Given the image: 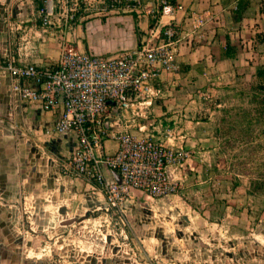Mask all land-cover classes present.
<instances>
[{"label": "rangeland", "instance_id": "1", "mask_svg": "<svg viewBox=\"0 0 264 264\" xmlns=\"http://www.w3.org/2000/svg\"><path fill=\"white\" fill-rule=\"evenodd\" d=\"M139 1L137 9L103 10L107 0H34L29 34L47 51L39 63L55 64L74 48L76 24L110 11L140 22L137 12L147 8ZM154 15L145 30L135 27V46L157 26ZM207 51L188 64L183 49L177 69L163 73L159 97L116 119L117 130L186 150L167 197L135 192L112 210L98 188L66 167L70 138L60 137V147L58 135L43 142L21 115L0 119V196L14 198L15 213L8 264H264V76L246 59L220 61Z\"/></svg>", "mask_w": 264, "mask_h": 264}, {"label": "built area", "instance_id": "2", "mask_svg": "<svg viewBox=\"0 0 264 264\" xmlns=\"http://www.w3.org/2000/svg\"><path fill=\"white\" fill-rule=\"evenodd\" d=\"M139 5V0H107L102 9L133 10ZM179 9L171 0H157V26L137 46L116 55L69 47L52 65L20 63L14 56L0 61V77L9 76L13 95L44 111L61 107L53 130L73 134L77 143L66 167L98 188L117 212L135 192L154 198L173 195L178 187L173 169L186 161L182 146L116 129L119 114L151 105L161 92L163 73L177 69L181 31L173 15ZM163 16L171 19L161 25ZM196 20L195 29L203 24ZM107 139L116 141L111 153L106 151Z\"/></svg>", "mask_w": 264, "mask_h": 264}, {"label": "crops", "instance_id": "3", "mask_svg": "<svg viewBox=\"0 0 264 264\" xmlns=\"http://www.w3.org/2000/svg\"><path fill=\"white\" fill-rule=\"evenodd\" d=\"M5 1L3 3V0H0V58L3 60L7 56H14L20 63L47 65L39 63L43 61L47 52L42 42L33 40L29 34L36 29L34 20L37 12L34 10L36 8L33 4L34 0H17L16 3L15 0ZM142 1L147 9L142 15L137 12L140 20L143 17L140 22L135 23L133 14L106 12L104 19L95 18L84 24H76L70 32L73 41L70 45L74 44V48L78 51L103 56L116 55L124 49L135 47L140 40V34L135 31V27H140L138 31L145 30L148 18L155 16L154 13L153 15L150 13L157 3V0ZM172 1L181 5V9L173 15L174 22L179 25L181 31L176 60L180 54L185 55L182 50L186 48V60H190L188 64H193L194 60L204 58L205 52H208L210 47L214 58L220 61L238 62L246 59V63L252 62L264 68V0ZM158 16L156 14L157 23ZM170 19L171 16H163L159 23L162 25ZM196 19L202 20L203 24L195 29L193 25L197 22ZM192 44L195 45L193 51ZM0 79V119L8 120L14 117L18 121L21 115L25 128L35 132L43 142L50 140L49 136L58 135L56 142L60 147L65 146V139L60 137H68L71 147L75 148L77 143L73 134H58L53 130L54 123L62 110L60 106L51 111H44L39 104L13 95L10 92L8 75L2 74ZM123 113L121 114L124 116ZM17 130L19 131V133L16 131L17 135L25 134L23 129ZM26 135L29 134L26 132ZM111 140L113 144L110 145L108 143ZM105 147L109 153L115 151L116 141L107 139ZM13 156L11 160H14ZM11 175L13 177V173ZM106 176H109L107 172ZM8 185L14 186V183ZM13 201L14 198L7 194L0 196V203L3 204L0 206V264H8L15 248L11 238L14 232L12 223L15 220L13 205L11 206Z\"/></svg>", "mask_w": 264, "mask_h": 264}, {"label": "trees", "instance_id": "4", "mask_svg": "<svg viewBox=\"0 0 264 264\" xmlns=\"http://www.w3.org/2000/svg\"><path fill=\"white\" fill-rule=\"evenodd\" d=\"M172 1V0H171ZM173 2V1H172ZM256 73H257V75L258 76H264V68H262V67H258L257 69H256Z\"/></svg>", "mask_w": 264, "mask_h": 264}, {"label": "water", "instance_id": "5", "mask_svg": "<svg viewBox=\"0 0 264 264\" xmlns=\"http://www.w3.org/2000/svg\"><path fill=\"white\" fill-rule=\"evenodd\" d=\"M75 220H66V221H63L61 224L62 225H69L71 224L72 222H74Z\"/></svg>", "mask_w": 264, "mask_h": 264}]
</instances>
